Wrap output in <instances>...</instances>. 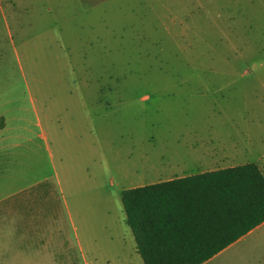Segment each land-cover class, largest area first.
<instances>
[{"label": "rangeland", "instance_id": "rangeland-1", "mask_svg": "<svg viewBox=\"0 0 264 264\" xmlns=\"http://www.w3.org/2000/svg\"><path fill=\"white\" fill-rule=\"evenodd\" d=\"M1 122L0 200L43 219L45 264H142L122 190L193 138L264 154V0H0Z\"/></svg>", "mask_w": 264, "mask_h": 264}, {"label": "trees", "instance_id": "trees-1", "mask_svg": "<svg viewBox=\"0 0 264 264\" xmlns=\"http://www.w3.org/2000/svg\"><path fill=\"white\" fill-rule=\"evenodd\" d=\"M120 201L143 264H203L264 222V176L247 163L128 188Z\"/></svg>", "mask_w": 264, "mask_h": 264}, {"label": "crops", "instance_id": "crops-1", "mask_svg": "<svg viewBox=\"0 0 264 264\" xmlns=\"http://www.w3.org/2000/svg\"><path fill=\"white\" fill-rule=\"evenodd\" d=\"M4 128L5 123L3 122L0 131ZM180 144L181 146L178 145L183 148L182 153H178L177 151L170 156L165 166L160 165L158 168L156 166L154 167L155 171L159 172L155 174L157 180L154 183L247 164L239 162L242 159L243 153L247 150L243 149L242 146L238 145L236 142L229 143L212 139L204 140L193 138ZM254 164L258 166L264 176V154L258 158ZM35 227L37 232H41L33 236ZM47 238L48 237L44 235V221L43 219H37V221L34 222L32 206L27 197H23L19 200H12L8 204L0 200V258L3 253L5 260L9 262V264H13L12 259H14V264H19V259L21 258L25 264H45L44 252L39 250L42 248ZM248 239L256 244L264 242V222L203 264H210L218 257L224 255L229 249H232L237 244L245 242ZM34 241H36L37 245L40 243L39 249L35 251L32 250L33 252L31 249L26 252L21 251V253L18 251L19 243L26 242L29 244L30 248ZM2 243H4V246H2ZM12 244H15V251L13 250ZM259 252H262L264 255L263 251ZM20 263L22 262L20 261Z\"/></svg>", "mask_w": 264, "mask_h": 264}]
</instances>
